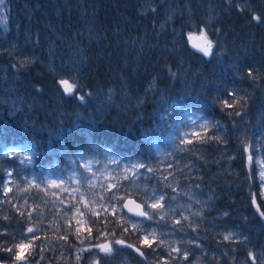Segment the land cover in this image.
I'll return each mask as SVG.
<instances>
[{"label":"trees","instance_id":"trees-1","mask_svg":"<svg viewBox=\"0 0 264 264\" xmlns=\"http://www.w3.org/2000/svg\"><path fill=\"white\" fill-rule=\"evenodd\" d=\"M166 2L0 0V264H264V0ZM102 149L141 166L117 206L54 205L45 178Z\"/></svg>","mask_w":264,"mask_h":264},{"label":"rangeland","instance_id":"rangeland-1","mask_svg":"<svg viewBox=\"0 0 264 264\" xmlns=\"http://www.w3.org/2000/svg\"><path fill=\"white\" fill-rule=\"evenodd\" d=\"M237 1L242 5H246V0ZM227 2L230 4L233 3L232 0H227ZM192 32L193 33L189 35V37H199L201 34V32L197 31L196 29H194ZM189 41L191 44L192 40L189 39ZM212 48L214 49V45ZM31 53L33 57L19 55L18 60L21 58L19 61H21L23 64L27 60L36 59L34 57V52ZM68 66L72 67L71 65ZM10 106L15 107L13 101H11ZM189 114L191 113H187L185 116H188L189 119L192 118L196 122L199 120L197 116ZM22 157L23 163H28V161H26L28 159L27 155H22ZM141 174V166L137 164L121 162L109 150L102 149V154H100V156L90 158L85 162L81 160L80 168L69 171L63 177L49 175L45 178V182L50 189V194L52 201H54V205L69 206L71 209H73L77 216H81L80 210L82 207L96 210L99 208V204L102 203L109 207H116L117 204L115 203V198H112L111 202L103 200L102 190H105L106 187H115L123 183L125 180L135 182ZM261 175L264 188V170H262ZM30 180L35 181V178L31 177ZM65 199H70L71 201H64ZM153 204L157 205V200H149V205H147V207L150 213L151 210L155 209L151 207ZM138 226L145 228V225L142 222L139 223ZM150 234L153 235V232H150ZM154 235H156V232H154ZM99 252L101 253L105 251H102L99 248ZM97 258L100 259L98 256ZM87 264H101V261H90V263ZM119 264H131V262L122 261Z\"/></svg>","mask_w":264,"mask_h":264},{"label":"snow or ice","instance_id":"snow-or-ice-1","mask_svg":"<svg viewBox=\"0 0 264 264\" xmlns=\"http://www.w3.org/2000/svg\"><path fill=\"white\" fill-rule=\"evenodd\" d=\"M255 19H259L258 17H255ZM190 40H193V47L197 48L198 51L202 52L205 56H208L211 54L212 52V42L210 40H208L207 35L203 32H201L199 37H194V36H190L189 37ZM63 83H67L66 81ZM65 91L67 92H71V88L70 87H66ZM81 99L83 100L84 98L81 97ZM152 208H156L158 207V205L153 204L151 205ZM139 215L141 216H145L147 219H151L152 217L148 216L147 213L141 212L139 213ZM264 215V214H262ZM33 229L32 228H28V232H32ZM77 231H79V229H77ZM154 235V233H153ZM227 238V237H226ZM147 236L145 237V241H147ZM116 243L120 244L123 243L122 241H116ZM18 248H20L21 250H23L24 245H17ZM100 248L102 251L105 252H110L111 249L109 247H107L106 245H100ZM9 251H11V249H9ZM16 259L19 261L22 259L21 255L17 254Z\"/></svg>","mask_w":264,"mask_h":264},{"label":"water","instance_id":"water-1","mask_svg":"<svg viewBox=\"0 0 264 264\" xmlns=\"http://www.w3.org/2000/svg\"><path fill=\"white\" fill-rule=\"evenodd\" d=\"M192 44H193V40H192ZM252 202H253V207H254L256 213L259 215V217L264 222V215H262V214H264V212L262 211L256 196L253 197ZM122 209L125 213H127L130 217H133V218L147 219L145 216L139 215V213H141V212L147 213L148 216H150V213L146 209L145 205L141 201H139L138 199H136L135 197H132V196L126 197L123 200ZM101 245L107 246V243H103Z\"/></svg>","mask_w":264,"mask_h":264},{"label":"bare ground","instance_id":"bare-ground-1","mask_svg":"<svg viewBox=\"0 0 264 264\" xmlns=\"http://www.w3.org/2000/svg\"><path fill=\"white\" fill-rule=\"evenodd\" d=\"M172 3V0H167L166 5Z\"/></svg>","mask_w":264,"mask_h":264},{"label":"clouds","instance_id":"clouds-1","mask_svg":"<svg viewBox=\"0 0 264 264\" xmlns=\"http://www.w3.org/2000/svg\"><path fill=\"white\" fill-rule=\"evenodd\" d=\"M212 47H213V44H212Z\"/></svg>","mask_w":264,"mask_h":264}]
</instances>
